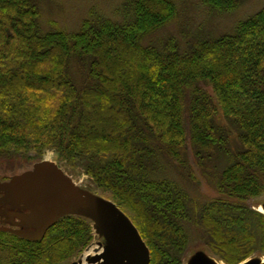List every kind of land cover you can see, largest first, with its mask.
Returning a JSON list of instances; mask_svg holds the SVG:
<instances>
[{
  "label": "trees",
  "instance_id": "16d2710c",
  "mask_svg": "<svg viewBox=\"0 0 264 264\" xmlns=\"http://www.w3.org/2000/svg\"><path fill=\"white\" fill-rule=\"evenodd\" d=\"M200 1L216 12L241 2ZM176 12L173 0H125L120 22L92 9L75 32H42L37 0H0V157L52 147L80 164L137 227L149 264H182L185 223L238 264L264 254V214L246 204L264 190V5L233 33L189 41L183 53L173 38L163 50L142 43ZM189 145L204 175L226 161L217 196L204 202L155 173L157 148L195 182ZM91 239L90 220L74 214L38 240L0 230V264H55Z\"/></svg>",
  "mask_w": 264,
  "mask_h": 264
},
{
  "label": "rangeland",
  "instance_id": "374dc122",
  "mask_svg": "<svg viewBox=\"0 0 264 264\" xmlns=\"http://www.w3.org/2000/svg\"><path fill=\"white\" fill-rule=\"evenodd\" d=\"M124 1L125 0H37L39 9L38 25L42 28V32L56 29H62L69 33L75 32L80 28L81 22L89 17L92 9L105 17L120 22L123 19L122 12ZM173 1L177 8L175 16L162 27L144 36L141 40L142 43H152V45L156 46L159 50H163L167 40L173 38L177 44L178 52L183 53L190 49L194 41L213 39L222 34L233 33L238 22L247 19L259 11L264 5V0H241L240 4L232 11L216 12L205 6L200 0ZM69 73L77 84L82 82L83 76L78 70L75 60H72L69 64ZM219 117H221L218 119L219 123L227 124L221 115H219ZM230 138L233 141H237L234 127L232 128ZM155 152L159 156L161 165V167L160 165L158 166V171L156 170L155 172L157 176L175 180L181 186L185 187L197 202H204L207 199L217 196L213 185L214 176L226 164L223 158L215 161L214 165H212L214 168L209 171L210 174L206 173L204 175L201 167L197 165L192 147L189 145L188 162L196 178V181H192V184H190L187 183L183 172L182 174L180 173L173 161L162 153H159L157 148ZM47 154H50L52 161L57 163L64 172L73 179L74 184L92 192L100 193V189L97 187L92 177L84 171L80 164H71L65 160H61L56 150L52 147H43L41 152L36 149L27 153H18L11 157L6 155L1 156L0 180H7L12 175L31 168L35 162L44 159ZM246 204L252 210L260 212L257 207L259 205H264V190L260 194L249 198ZM6 207V204L0 203V219L5 216L4 209H6ZM1 224L3 226H10L3 222H0V225ZM185 229L188 234V243L182 255V264H186L188 260L200 253L218 262H224L213 254L208 245L205 244L204 231L200 226H196L193 223H185ZM103 247H107L105 239L100 233L95 235L92 226V239L90 242L82 246L75 254L55 264H72L73 262H78L77 264H89V259L98 254ZM262 255L264 254L255 252L250 259H258Z\"/></svg>",
  "mask_w": 264,
  "mask_h": 264
},
{
  "label": "water",
  "instance_id": "95a60500",
  "mask_svg": "<svg viewBox=\"0 0 264 264\" xmlns=\"http://www.w3.org/2000/svg\"><path fill=\"white\" fill-rule=\"evenodd\" d=\"M0 203L12 224L22 228L0 227L28 240L43 238L59 218L76 214L99 224L107 247L89 264H149L150 250L131 219L112 200L74 184L73 179L55 162L42 159L31 168L0 180ZM28 210V211H24ZM17 218L18 221H13ZM99 228V229H100ZM73 262L72 264H77ZM187 264H215L203 253ZM239 264H260L246 259Z\"/></svg>",
  "mask_w": 264,
  "mask_h": 264
},
{
  "label": "bare ground",
  "instance_id": "6f19581e",
  "mask_svg": "<svg viewBox=\"0 0 264 264\" xmlns=\"http://www.w3.org/2000/svg\"><path fill=\"white\" fill-rule=\"evenodd\" d=\"M45 160H47V161H52V158H51V155L50 154H47L46 156H45V158H44ZM257 209L261 212V213H263L264 214V205H259L258 207H257ZM92 224H93V228H94V233H95V235H98L100 232H101V228H100V226H99V224H97L96 222H92ZM100 228V229H99ZM101 235H102V233H100ZM99 254H101V255H103V254H105V249H104V247L103 248H101V251L99 252ZM251 257V256H250ZM250 257H248V258H246L247 260L248 259H250ZM211 259V258H210ZM245 259V260H246ZM215 264H226V263H224V262H218V261H216V260H214V259H211ZM244 261V260H243ZM243 261H241V262H243ZM259 261H260V264H264V255H262L260 258H259ZM241 262H239V263H241ZM238 263V264H239ZM187 264V263H186Z\"/></svg>",
  "mask_w": 264,
  "mask_h": 264
},
{
  "label": "flooded vegetation",
  "instance_id": "af4514ba",
  "mask_svg": "<svg viewBox=\"0 0 264 264\" xmlns=\"http://www.w3.org/2000/svg\"><path fill=\"white\" fill-rule=\"evenodd\" d=\"M4 211H7L6 209H4ZM25 211H28V210H25ZM1 213V212H0ZM5 213V212H4ZM6 214V213H5ZM0 222H3V223H6V224H9L10 226L12 227H19L17 225H14L11 223V221L9 220V218L6 217V215L0 219Z\"/></svg>",
  "mask_w": 264,
  "mask_h": 264
}]
</instances>
